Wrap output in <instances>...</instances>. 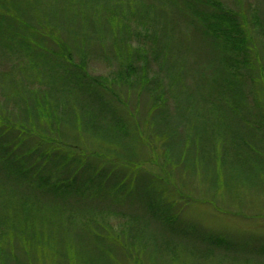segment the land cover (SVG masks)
Segmentation results:
<instances>
[{"label": "rangeland", "instance_id": "obj_1", "mask_svg": "<svg viewBox=\"0 0 264 264\" xmlns=\"http://www.w3.org/2000/svg\"><path fill=\"white\" fill-rule=\"evenodd\" d=\"M85 262L264 264V0H0V264Z\"/></svg>", "mask_w": 264, "mask_h": 264}, {"label": "trees", "instance_id": "obj_2", "mask_svg": "<svg viewBox=\"0 0 264 264\" xmlns=\"http://www.w3.org/2000/svg\"><path fill=\"white\" fill-rule=\"evenodd\" d=\"M164 43H165V47H166L167 46V43L165 42V39H164ZM55 58L57 60L55 63H59V61L61 62V60H62V58H60V54L59 53H56L55 54ZM57 73L58 72L55 69H51V71L49 70V72H43V75L45 76V79L48 81V85H49V92L48 93L53 94V95H55L54 93H56L58 91H61L63 89V87H62V89H60L61 86H62V84H59V83H60V80L64 76L59 75ZM172 74H173V77L176 78L175 74H177V71H176V73L173 72ZM200 87H201V85H200ZM192 90H193V88H192ZM63 91H65V90H63ZM22 95L24 96L25 105L28 104L27 105L28 112L26 111L25 112L26 114L24 115V124H26V126H28L29 128L30 127H33V128H36L37 131L38 130L40 131V128H41L40 126L43 123L41 121H39V120H42L43 118H45V119L47 118V119H50V121L52 123L51 126H53V127L57 126V124L59 122H61L62 120H65V124H69V125L70 124H72V125H80L82 127H88L90 131L91 130L92 131H96V126L94 124H92L91 121L88 123L86 120H82L81 119L80 120L81 122L79 123V121H77L76 118L72 119V120H74V122L71 121V120L70 121H67L65 119V117L62 115L63 113H61V111H57V107H55V104L53 105L52 102L47 98L46 95H44V97H38V98H34L33 96H31L28 93H23ZM193 95H189V96H184L183 95L182 98L184 99V101H186L187 104L192 105L193 104L192 103V97H193ZM182 98L180 99V101L182 100ZM184 110L185 109H181V114H182L181 117L182 118L179 116V118L181 120L180 123H182V121H183V123L186 121V117H185L186 115L184 114ZM29 111H31V114H29ZM65 114H66V112H65ZM84 116H86V115H84ZM31 121H33V122H31ZM75 122H78L79 124L78 123H75ZM111 131L112 130H110V132L109 131H106V132L101 133V134H103V138L107 142H110V137H111V134H112ZM95 134L98 135V133H95ZM110 144H112V142H110ZM261 170H262V168L260 167L259 172H261ZM256 177H257V175H256ZM20 188H22V187H20ZM42 189H45V188H42ZM47 191H49V190H47ZM46 206L47 207H50V205H46ZM40 208H41V206L37 205L36 207H34V210L38 211V209H40ZM52 210H54V209H52ZM55 213L56 212H54V214ZM155 243H156V241L153 243L152 246L153 247H156L160 251V244L157 245ZM154 245H157V246H154ZM157 249H156V251H157ZM151 259H152V256H151ZM85 260L86 259H84V261ZM152 261L155 262V260H153V259H152Z\"/></svg>", "mask_w": 264, "mask_h": 264}]
</instances>
